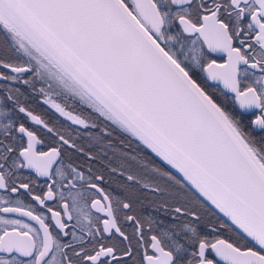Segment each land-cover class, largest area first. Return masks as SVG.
I'll return each mask as SVG.
<instances>
[{
	"label": "snow or ice",
	"instance_id": "6c2138e0",
	"mask_svg": "<svg viewBox=\"0 0 264 264\" xmlns=\"http://www.w3.org/2000/svg\"><path fill=\"white\" fill-rule=\"evenodd\" d=\"M0 264H264V0H0Z\"/></svg>",
	"mask_w": 264,
	"mask_h": 264
},
{
	"label": "flooded vegetation",
	"instance_id": "af4514ba",
	"mask_svg": "<svg viewBox=\"0 0 264 264\" xmlns=\"http://www.w3.org/2000/svg\"><path fill=\"white\" fill-rule=\"evenodd\" d=\"M213 58L217 59L218 63H224L227 60V54L226 53H216L213 54ZM243 67V66H242ZM220 89L227 91L226 89H223V85H219ZM232 95V94H229ZM28 107L34 112V114L40 115L43 119H45L48 122H56L60 125H62V130L65 128L69 133H71L73 139L78 144L80 148L84 149V154L78 153L74 150H65V161L71 162L74 165L85 169L88 167L89 164H91L93 173H100L105 176V183L104 187L106 190H112L113 192L119 193L121 189L119 188V185L124 182V178L116 175V174H110L108 168L105 166L104 163L96 161H87L86 155L89 152H92L95 154L97 152V148L93 147L83 130H80L75 125L70 126V122H66L63 119L58 120V114L55 113V110L51 109L50 105H46L43 103V97H40L38 95H31L29 97L28 101ZM259 115V110H254L248 113H245V116L247 119H255L256 116ZM17 118L24 122L26 126L32 128L33 130L37 131V134L44 140V144L40 146V149L43 151H47L50 145H54V142L50 140L49 136L45 133V131L42 129V126L35 125L33 122H31L28 118H26L23 114H17ZM114 137H118V139H113V143L118 144L119 139H123V137H119L118 133H113ZM111 155V153H109ZM103 159V158H101ZM112 167L118 166V158L111 160ZM134 171V169H133ZM87 175V172H85ZM25 175H28V173H25ZM33 179H35V176L33 174ZM39 182L41 184L45 183L44 178H40ZM92 190H88V195H91ZM140 201L142 203H139L137 207L135 208V214L138 215V217H144L148 215L152 216H160L162 215L161 211H154L153 205L155 203L153 195L150 192H141L139 193ZM26 219V218H25Z\"/></svg>",
	"mask_w": 264,
	"mask_h": 264
}]
</instances>
